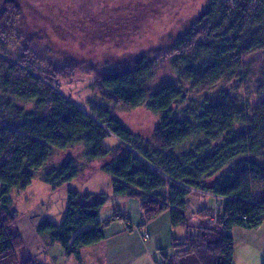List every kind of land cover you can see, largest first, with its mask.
I'll use <instances>...</instances> for the list:
<instances>
[{
	"label": "trees",
	"instance_id": "obj_1",
	"mask_svg": "<svg viewBox=\"0 0 264 264\" xmlns=\"http://www.w3.org/2000/svg\"><path fill=\"white\" fill-rule=\"evenodd\" d=\"M6 4L0 14V264H42L19 260L24 241L16 227L19 216L10 193L21 194L32 185L36 171L48 162L52 146L64 150L75 143L87 146L88 160L105 162L102 167L113 176L115 195L140 199L146 221L170 210L173 227L187 228L188 235L176 241L172 264L181 257L188 264H234L233 229L258 228L264 222V194H256L264 189V98L251 111L232 94L223 93L204 106L195 125L187 117H173L172 107L182 95L179 86L164 82L150 91L148 82L156 67L146 59L100 75L96 86L104 99L127 109L148 101L149 109L162 113L153 143L141 146L109 109L96 110L94 118L71 102L57 88L58 74H47L27 46L19 57L10 54L7 45L22 14L15 3ZM89 22L97 25L96 20ZM95 28L100 30L98 25ZM261 50L264 0H210L197 24L177 40L173 63L194 87L207 89L244 69L245 59ZM253 71L264 90V71ZM21 102L35 103V107L26 111ZM237 123L245 128L209 153L174 152L198 130L207 140H216ZM108 135L118 141L112 148L104 145ZM79 173L76 160L70 159L47 174L46 181L54 189ZM68 191L63 221L44 220L38 232L59 242L67 256L79 257L81 248L105 238L103 229L112 219L100 218L105 193ZM194 191L224 200V209L218 213L209 208L198 212L207 221L200 226H192L186 218Z\"/></svg>",
	"mask_w": 264,
	"mask_h": 264
},
{
	"label": "rangeland",
	"instance_id": "obj_2",
	"mask_svg": "<svg viewBox=\"0 0 264 264\" xmlns=\"http://www.w3.org/2000/svg\"><path fill=\"white\" fill-rule=\"evenodd\" d=\"M7 1L15 3L22 14L21 19L14 25L7 45L10 54L19 57L25 53L27 46L31 58H38L40 66L47 74H58L57 88L71 102L94 118L98 116L96 110L109 109L133 132L135 140L141 146L147 145V142L153 143L155 129L162 121V113L149 109L148 101L137 108L127 109L104 99L96 86L100 75L125 70L139 59H146L156 67L155 76L148 82L150 91L161 88L164 82L179 86L182 95L172 107L173 117H187L195 125L199 123L197 117L204 106L217 101L223 93L232 94L248 105L251 111L264 98L261 78L253 75V70L264 71V50L248 56L244 69L219 80L207 89L194 87L185 75L175 68L174 47L177 40L197 24L210 0H0V14L7 6ZM92 20H96L100 30L95 28V23L89 22ZM244 81L247 83H243ZM18 104L26 111L35 107L32 102ZM243 128L244 123H237L230 133L221 135L216 140H207L198 130L186 142L177 146L174 152L179 155L191 152L209 153ZM117 142L113 135H108L104 145L112 148ZM86 150L87 146L83 143H75L64 150L52 146L48 162L36 171L32 185L23 191L27 190L26 195L43 192L48 186L47 174L60 168L70 159L76 160L80 170L78 177L59 188L52 199L49 198L50 200L45 202L49 218L55 224H60L64 219L62 210L68 207L69 189L109 194L112 191L113 176L103 169L105 162L101 159L88 160L85 157ZM256 194H264V189L258 190ZM20 195L16 193L17 197ZM43 197L44 195L34 201L43 203L47 199ZM211 199L192 197L193 202L189 199V210L186 214L189 223L200 224L196 223L198 218L192 211L207 207L218 213L220 208L221 211L224 209V200H220L219 204L215 198ZM12 200L15 202V198ZM34 201L29 206L26 205L28 210L32 207V211H27V214H39L44 210L45 205L35 204ZM120 204L121 202L107 196L106 203L100 210V218L110 219L115 213V207ZM193 208L195 209L192 210ZM115 214L118 219L124 218L122 214ZM201 221L207 223L204 218ZM179 230L187 229L181 226ZM137 231L134 229V233ZM173 245V241H170L165 249L169 254L165 260L166 264L176 262ZM177 263L188 264V261L181 257L177 259Z\"/></svg>",
	"mask_w": 264,
	"mask_h": 264
},
{
	"label": "crops",
	"instance_id": "obj_3",
	"mask_svg": "<svg viewBox=\"0 0 264 264\" xmlns=\"http://www.w3.org/2000/svg\"><path fill=\"white\" fill-rule=\"evenodd\" d=\"M65 184L62 186H65ZM47 185L43 192H37L38 194L33 192L30 195H26L28 189L25 192H21L18 197L16 193H10V199L15 198V202L12 200V208L17 211L19 216L16 226L24 241L23 247L18 251L20 261L33 259L38 260L42 264H166L165 260L169 255L165 251L167 244L173 241L175 249L176 241L180 242L188 235L187 230H179L181 226L179 228L173 227L170 211L163 213L152 221H146L140 199L124 195L117 196L112 185L110 194L100 191L88 192L96 195L105 193L109 199L121 202L119 206L115 207L114 212L122 214L124 218L118 219L114 213L110 218L112 219L110 224L103 229L105 238L101 242L81 248L79 257L75 255L67 256L65 249L62 248L59 242H55L48 235H41L38 232V227L44 220L52 221L49 218L45 202L52 199L54 193L62 187L53 189L49 184ZM88 192L81 193L87 194ZM43 195V199L47 198L46 201L43 203L34 201V199ZM192 197L215 198L213 196H210V198L209 195L196 191L189 195L190 201L193 202L191 200ZM189 199L188 203L190 202ZM215 200L220 204L221 199L215 198ZM33 201L35 204L45 205L44 210L39 214H27V211H32V207L28 210L26 205L28 204L29 206ZM212 202L213 199H211L210 203L212 204ZM188 203L187 210H189ZM192 207L194 206L192 205ZM201 209L192 211L193 215L196 214L194 216L199 219L196 220V223H200L199 225H193L188 221L192 226H200L202 224L201 220L203 218L198 215ZM23 212L24 215H22ZM65 212L66 210H62L63 217L66 215ZM134 229L138 231L134 233ZM232 235L235 240L234 264H262L264 262V222L258 228L237 226L233 229Z\"/></svg>",
	"mask_w": 264,
	"mask_h": 264
},
{
	"label": "built area",
	"instance_id": "obj_4",
	"mask_svg": "<svg viewBox=\"0 0 264 264\" xmlns=\"http://www.w3.org/2000/svg\"><path fill=\"white\" fill-rule=\"evenodd\" d=\"M216 220H217V218H214V220H213V221L215 222ZM147 236H149V234H147ZM160 264H161V263H160Z\"/></svg>",
	"mask_w": 264,
	"mask_h": 264
}]
</instances>
